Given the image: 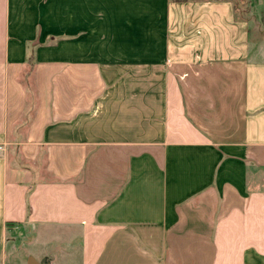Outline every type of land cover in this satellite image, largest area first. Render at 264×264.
Wrapping results in <instances>:
<instances>
[{
	"label": "crops",
	"instance_id": "0c3cea01",
	"mask_svg": "<svg viewBox=\"0 0 264 264\" xmlns=\"http://www.w3.org/2000/svg\"><path fill=\"white\" fill-rule=\"evenodd\" d=\"M234 2L0 0L3 264H264V0Z\"/></svg>",
	"mask_w": 264,
	"mask_h": 264
},
{
	"label": "rangeland",
	"instance_id": "374dc122",
	"mask_svg": "<svg viewBox=\"0 0 264 264\" xmlns=\"http://www.w3.org/2000/svg\"><path fill=\"white\" fill-rule=\"evenodd\" d=\"M236 3V9L240 13H245V15L250 14V7H251V0H234ZM257 14V13H256ZM258 15V16H257ZM255 17L259 18L260 20V37H261V46L264 47V19L261 17L260 14H257ZM254 17V18H255ZM255 23V21H254ZM93 27L92 25H89L88 28L85 29L84 31V39H85V45L87 46H92L97 39V36L93 35L92 33ZM97 42V41H96ZM106 45L108 43L106 42ZM44 233L43 231L39 228L38 225L32 226V225H23L21 227H14L12 230L7 231V236L4 238L3 244L2 245H15L14 249L21 247L22 250L24 249L25 251H31L33 250L34 253H36L37 256H41V254H44V248L43 246H36V245H60V240H61V234L58 232L55 235H53L52 239L50 242H45L44 240ZM54 252H58V254H61V249L60 248H53L52 249ZM10 251V250H9ZM2 250L0 249V264H3L2 260ZM43 256V255H42ZM17 259L18 256H10L8 264H17ZM59 262L57 261V264ZM61 263V262H60Z\"/></svg>",
	"mask_w": 264,
	"mask_h": 264
},
{
	"label": "trees",
	"instance_id": "16d2710c",
	"mask_svg": "<svg viewBox=\"0 0 264 264\" xmlns=\"http://www.w3.org/2000/svg\"><path fill=\"white\" fill-rule=\"evenodd\" d=\"M34 57L31 55L28 59L29 67L22 75V82L26 85L28 93L31 95L33 91V73H34Z\"/></svg>",
	"mask_w": 264,
	"mask_h": 264
},
{
	"label": "water",
	"instance_id": "95a60500",
	"mask_svg": "<svg viewBox=\"0 0 264 264\" xmlns=\"http://www.w3.org/2000/svg\"><path fill=\"white\" fill-rule=\"evenodd\" d=\"M264 38V35H263ZM28 264H48L46 261L38 262L34 257L28 259Z\"/></svg>",
	"mask_w": 264,
	"mask_h": 264
}]
</instances>
